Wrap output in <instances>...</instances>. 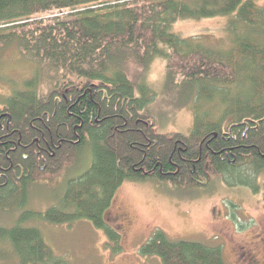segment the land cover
<instances>
[{"label": "trees", "instance_id": "obj_1", "mask_svg": "<svg viewBox=\"0 0 264 264\" xmlns=\"http://www.w3.org/2000/svg\"><path fill=\"white\" fill-rule=\"evenodd\" d=\"M218 17H230V48L174 31L182 20ZM12 46L37 69L0 109V210L25 211L32 184L67 173L88 150L92 165L64 182L57 206L21 212L14 226L0 227V244L11 249L0 250L2 263L69 264L28 226L34 221H89L104 231L108 249L122 252L106 213L128 182L194 188L207 184L211 170L228 186L264 189V7L251 0H0V51ZM156 59L165 61L173 95L195 96L189 136L155 131L156 90L132 78ZM140 254L162 264H228L222 246L171 241L162 231Z\"/></svg>", "mask_w": 264, "mask_h": 264}, {"label": "rangeland", "instance_id": "obj_2", "mask_svg": "<svg viewBox=\"0 0 264 264\" xmlns=\"http://www.w3.org/2000/svg\"><path fill=\"white\" fill-rule=\"evenodd\" d=\"M251 1L264 7V0ZM229 20L230 17L182 20L176 23L174 31L183 38L200 37L212 48L227 49L231 44ZM165 67V61L156 59L132 78L136 81L144 78L156 90L158 99L151 107L157 120L155 131L189 136L194 129L195 96L178 94V90L173 95L165 80ZM36 69L17 47L0 51V109L13 90L21 89ZM91 165L92 154L88 150L67 173L54 175L55 179L51 175L38 179L29 188L25 211L45 213L57 206L65 193L64 182L84 174ZM208 176L207 182L204 179L205 186L194 188L156 180L125 183L106 213V221L115 222L121 233L119 253L107 248L104 231L89 221L59 226L34 221L28 226L38 227L54 253L69 264H162L157 257L144 258L140 254L156 231L164 232L171 241L222 246L228 264H244L240 256L246 251L264 264V189L255 194L241 185H226L211 170ZM21 212L0 210V227L14 226ZM2 249L11 252L9 245L0 244ZM14 260L0 264L17 263Z\"/></svg>", "mask_w": 264, "mask_h": 264}, {"label": "flooded vegetation", "instance_id": "obj_3", "mask_svg": "<svg viewBox=\"0 0 264 264\" xmlns=\"http://www.w3.org/2000/svg\"><path fill=\"white\" fill-rule=\"evenodd\" d=\"M241 255L242 256L240 257L244 264H260V262L256 259L255 255L250 251L243 252V254Z\"/></svg>", "mask_w": 264, "mask_h": 264}]
</instances>
